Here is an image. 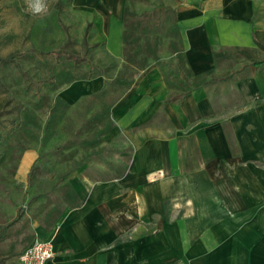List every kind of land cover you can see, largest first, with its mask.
<instances>
[{"label":"crops","instance_id":"0c3cea01","mask_svg":"<svg viewBox=\"0 0 264 264\" xmlns=\"http://www.w3.org/2000/svg\"><path fill=\"white\" fill-rule=\"evenodd\" d=\"M123 11L105 32L121 64ZM175 18L183 71L150 63L111 106L122 166L71 176L49 227L0 222L3 264L51 239L47 264H264V0H178Z\"/></svg>","mask_w":264,"mask_h":264},{"label":"rangeland","instance_id":"374dc122","mask_svg":"<svg viewBox=\"0 0 264 264\" xmlns=\"http://www.w3.org/2000/svg\"><path fill=\"white\" fill-rule=\"evenodd\" d=\"M44 3L45 11L34 14L28 9V0H0V58L15 59L9 66L0 62V104L8 105L0 107L5 113L0 123V222L9 224L27 218L42 220L52 207L64 206L60 201L62 185L69 183L71 176L98 172L101 164L118 170L122 165L117 162V155L127 158L129 152L124 145L119 146L118 138L108 142L107 135L98 146L83 144L92 141L95 130L104 126L94 127L88 119L104 104L112 106L126 91L128 84H120L118 78L131 83L139 72L124 67L106 47L107 19L118 0ZM122 3L123 8L128 7L126 18L140 22L139 30L157 31L149 38L157 39L162 64L170 63L171 69L182 70V60L175 53L179 51V39L167 32L173 25L171 11L175 14L178 0ZM144 39L145 36L140 39L143 46ZM135 59L139 61V57ZM65 71L78 78L75 81L98 77L103 83L99 90L84 88L86 92L76 99L68 91L75 81L60 88L57 93L70 106L66 112H59L60 119L49 136L44 127L49 108L45 101L38 107V101L49 96L47 80ZM18 77L22 80L19 84ZM103 88L106 91L101 94ZM28 114L35 115L40 129L27 124Z\"/></svg>","mask_w":264,"mask_h":264},{"label":"trees","instance_id":"16d2710c","mask_svg":"<svg viewBox=\"0 0 264 264\" xmlns=\"http://www.w3.org/2000/svg\"><path fill=\"white\" fill-rule=\"evenodd\" d=\"M128 12L127 5L124 6L123 11V23H122V59H123V65L124 67H133L137 70V72L143 68H145L150 63L157 64L160 69H164L165 64H162L161 59L158 57V45H157V39H153V41L149 38L150 34H155L156 32L149 31L147 29L139 30L137 27L140 22L130 20L126 18V14ZM172 16L174 17L173 25L167 29L168 33H172L174 36L178 38V28L175 22V14L174 11H171ZM157 30V29H155ZM257 34L256 31H254V36ZM145 36V39L143 40L145 43V46L140 44L141 37L143 38ZM179 39V38H178ZM152 42V43H151ZM257 45L264 49V46L259 44L257 42ZM176 54L182 58V54L175 51ZM70 57H73V55ZM139 57V61L135 58ZM14 57H1L0 62L3 63L4 66H9L13 61ZM97 77V76H95ZM94 78V77H93ZM53 79H58V81L55 82ZM52 80H47L49 82H46V87L49 91V96L45 98H40L38 101V107H41V103L45 101L44 103L49 108V115L47 122L45 123V130L48 131V135H52L53 133V127L55 126L56 122L59 117V112L64 113L69 108L70 104L62 98L61 95L57 93V91L62 88L64 85L73 83L76 79L72 77L71 73L69 71L62 72L61 74H54ZM81 79V78H80ZM120 81V84H128L126 89H128L130 82H127L125 78H118V81ZM22 80L20 77L16 80V83H21ZM122 90V89H121ZM105 89L103 88L101 94L105 93ZM54 94V96H51ZM175 98V97H174ZM174 98H169V100H172ZM48 101V103H47ZM6 104H0V107H4ZM44 105V104H43ZM6 105L5 107H7ZM26 107H24V110ZM3 109H0V123L3 121L2 117H5V113L1 112ZM15 111V110H14ZM12 111V113H14ZM25 116V115H24ZM25 119V118H24ZM27 124L29 123L31 126H34L37 129L41 128V125L36 122L35 115L28 114L26 115ZM19 120V118H17ZM89 123H91L94 127L97 124L104 125L102 129L95 130V138L92 141H85L83 144H89V146H98L101 143H103L105 140V135H107L112 129H113V122L111 120V105L104 104L100 111L96 112L94 115H92L88 119ZM92 126V127H93ZM1 136V134H0ZM47 138V136H46ZM77 197V194L73 187L70 185V183H65L62 185L61 190V199L60 201L64 203H70L73 201L74 198ZM64 206L62 204L56 205L52 207L44 216L43 220L46 226H51L54 224V222L59 218L61 213L64 210ZM4 261H0V264H3Z\"/></svg>","mask_w":264,"mask_h":264},{"label":"built area","instance_id":"2783aa9c","mask_svg":"<svg viewBox=\"0 0 264 264\" xmlns=\"http://www.w3.org/2000/svg\"><path fill=\"white\" fill-rule=\"evenodd\" d=\"M57 255L54 241L36 240L27 246L20 255V264H47Z\"/></svg>","mask_w":264,"mask_h":264},{"label":"clouds","instance_id":"9594fccd","mask_svg":"<svg viewBox=\"0 0 264 264\" xmlns=\"http://www.w3.org/2000/svg\"><path fill=\"white\" fill-rule=\"evenodd\" d=\"M45 8L44 0H28V9L34 14L45 11Z\"/></svg>","mask_w":264,"mask_h":264}]
</instances>
